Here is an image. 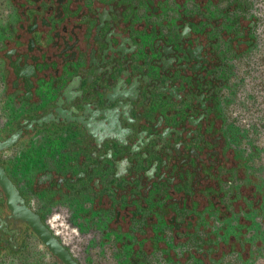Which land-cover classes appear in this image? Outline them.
I'll return each instance as SVG.
<instances>
[{
  "label": "flooded vegetation",
  "instance_id": "af4514ba",
  "mask_svg": "<svg viewBox=\"0 0 264 264\" xmlns=\"http://www.w3.org/2000/svg\"><path fill=\"white\" fill-rule=\"evenodd\" d=\"M0 264H264V0H0Z\"/></svg>",
  "mask_w": 264,
  "mask_h": 264
}]
</instances>
